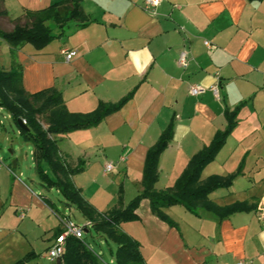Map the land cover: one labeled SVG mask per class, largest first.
<instances>
[{"label": "crops", "instance_id": "1", "mask_svg": "<svg viewBox=\"0 0 264 264\" xmlns=\"http://www.w3.org/2000/svg\"><path fill=\"white\" fill-rule=\"evenodd\" d=\"M63 1L3 0L0 28L11 31L25 11ZM78 3L87 19L83 26L70 22L43 48L25 44L16 54L25 92H60L70 113H90L99 103L116 104L131 93L96 127L55 138L69 166L84 162V171L72 177L75 187L100 213L118 207L119 190L121 206L128 204L141 192L147 151L171 121L172 140L159 157L155 189L173 187L190 158L224 129V111L244 102L200 181L234 175L229 188L214 190L208 199L218 207L246 203L254 210L219 221L203 209L194 214L171 206L163 208L175 224L170 227L142 199L137 220L121 230L139 243L145 264H264V1L159 0L148 7L145 0ZM63 50H75L76 56L66 61ZM181 53L184 66L178 61ZM10 67L9 45L0 39V70ZM193 86L203 91L189 95ZM215 86L218 97L211 91ZM13 163L0 160V264H13L28 253L35 257L27 264H56L46 252L62 230L59 214L66 216L52 212L41 192L24 182L18 159ZM108 164L112 169L105 172ZM59 203L68 215L77 212Z\"/></svg>", "mask_w": 264, "mask_h": 264}, {"label": "trees", "instance_id": "2", "mask_svg": "<svg viewBox=\"0 0 264 264\" xmlns=\"http://www.w3.org/2000/svg\"><path fill=\"white\" fill-rule=\"evenodd\" d=\"M2 1L0 0V16L5 14ZM246 1L252 3L264 0ZM23 18L26 22L15 24L9 32L0 29V39L9 45L11 61L8 71L0 70V109L9 114L17 127V120L25 123L27 130H21L19 127L18 130L23 140L32 145L34 170L40 185L46 190H55L68 207H72L89 223V226L84 228L82 239L71 236L65 239L61 264H108L99 259V255L92 251L86 241V234L91 231L106 244L114 245V250L109 249L113 257L112 264H145L139 243L121 230L122 224L137 220L135 210L142 199H147L151 213L170 227H175V224L164 214L163 208L171 206H181L194 214L197 209H203L219 221L236 213L254 210L253 206L246 203L218 207L208 199V195L214 190L229 188L234 175L211 176L205 181H200L202 170L214 160L235 127L238 109L244 104L241 102L234 110L224 111V129L216 131L210 143L190 158L173 187L157 191L155 184L158 181V162L160 155L172 140L174 123L171 121L146 153L141 192L128 204L121 206L122 191L119 190L118 207L106 213L98 212L83 198L81 190L75 187L72 181L73 176L84 171V162L78 161L76 166H69L61 157L55 138L76 130L96 127L106 116L119 110L131 97V93L116 104L99 103L90 113L73 114L65 108L60 92L53 89L32 94L25 92L21 84V68L16 61L18 50L25 44L41 49L53 39L59 38L68 23L77 22L79 27L83 26L87 19L78 0L55 3L39 11H25ZM38 117L44 118L45 127L41 125ZM42 201L45 203L44 199ZM61 232L62 230L58 235ZM34 257V254L28 253L13 264H27Z\"/></svg>", "mask_w": 264, "mask_h": 264}, {"label": "rangeland", "instance_id": "3", "mask_svg": "<svg viewBox=\"0 0 264 264\" xmlns=\"http://www.w3.org/2000/svg\"><path fill=\"white\" fill-rule=\"evenodd\" d=\"M24 22H26V20L23 18L15 24H23ZM1 30L4 31L3 29ZM38 119L41 125L45 127L44 118L38 117ZM23 141V138L19 134L18 127L12 122L9 114L5 110L0 109V160L3 159V162L10 166L15 159H18V164L21 167H19L20 169L18 168V170L22 169L21 172L24 182L28 183L36 193L41 192V198L44 199L47 207L56 214H59L58 212L64 214L67 218L78 225L82 224V218L77 212H73L68 215V212L65 213L64 210H60L61 205L59 201L61 198L55 190H46L40 185L34 171V164L32 162V145ZM101 172V174H103L102 168ZM30 179L31 181H29ZM63 218L64 217L59 214V219L61 220ZM86 241L94 253L99 254L100 257L102 256L105 263H109V249L114 250L113 244H106L101 237L94 234L92 231L90 234H86Z\"/></svg>", "mask_w": 264, "mask_h": 264}, {"label": "built area", "instance_id": "4", "mask_svg": "<svg viewBox=\"0 0 264 264\" xmlns=\"http://www.w3.org/2000/svg\"><path fill=\"white\" fill-rule=\"evenodd\" d=\"M158 2L159 0H145V5L147 7L155 6L158 4ZM205 45L208 46V43H205ZM62 54L64 55V58L66 61H70L72 58L76 56V51L75 50H63ZM178 61H179V64H181L182 66L185 65V53L180 54ZM202 91H203L202 87L193 86V87H190L188 93L189 95L194 96V95L201 93ZM211 91L216 97H218V91H217L216 86L212 87ZM111 169H112V165L108 164L105 166V172H109L111 171ZM23 216H24V213H19L20 218H23ZM60 223H61L62 232L55 238L53 244L46 252L47 258L53 262H55L57 259H61V256L64 253L65 239L69 236L77 238V239H82L85 234L84 228L86 226L87 227L89 226V223L78 225L67 217H64L63 219H61ZM99 259L102 261L100 256H99ZM237 264H241V263H237Z\"/></svg>", "mask_w": 264, "mask_h": 264}, {"label": "water", "instance_id": "5", "mask_svg": "<svg viewBox=\"0 0 264 264\" xmlns=\"http://www.w3.org/2000/svg\"><path fill=\"white\" fill-rule=\"evenodd\" d=\"M17 125H18V127H19V129H21V130H27V127L25 126V123L22 121V120H17ZM14 164V163H13ZM55 263L56 264H61V261H60V259H57L56 261H55Z\"/></svg>", "mask_w": 264, "mask_h": 264}]
</instances>
